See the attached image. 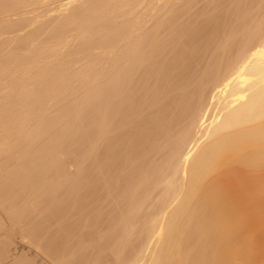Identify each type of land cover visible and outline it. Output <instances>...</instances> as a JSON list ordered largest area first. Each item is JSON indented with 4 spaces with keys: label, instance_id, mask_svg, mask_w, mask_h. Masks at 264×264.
<instances>
[{
    "label": "bare ground",
    "instance_id": "1",
    "mask_svg": "<svg viewBox=\"0 0 264 264\" xmlns=\"http://www.w3.org/2000/svg\"><path fill=\"white\" fill-rule=\"evenodd\" d=\"M0 264H264V0H0Z\"/></svg>",
    "mask_w": 264,
    "mask_h": 264
}]
</instances>
